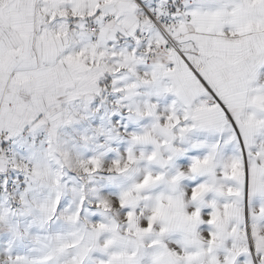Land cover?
<instances>
[{
	"label": "snow or ice",
	"instance_id": "obj_1",
	"mask_svg": "<svg viewBox=\"0 0 264 264\" xmlns=\"http://www.w3.org/2000/svg\"><path fill=\"white\" fill-rule=\"evenodd\" d=\"M0 264H264V0H0Z\"/></svg>",
	"mask_w": 264,
	"mask_h": 264
}]
</instances>
